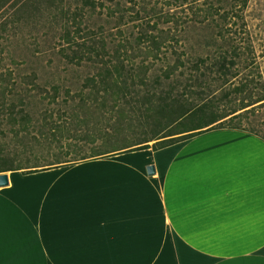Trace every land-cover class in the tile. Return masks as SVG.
I'll use <instances>...</instances> for the list:
<instances>
[{
	"label": "trees",
	"instance_id": "obj_1",
	"mask_svg": "<svg viewBox=\"0 0 264 264\" xmlns=\"http://www.w3.org/2000/svg\"><path fill=\"white\" fill-rule=\"evenodd\" d=\"M15 1L0 0V11ZM150 1L169 2L176 8L169 17L162 10L157 14V33L152 42L160 52L166 45L167 21L175 24L171 34L175 44L180 41L179 30L185 32L201 25L211 33L205 35L198 48L192 44L185 52L175 48L174 63L162 68L155 79L157 86L148 89L146 102L139 105L135 100L139 97L135 64H125L120 54L124 43L110 40L107 28L112 22L119 26L140 17L142 10H147L144 4ZM249 2L24 0L0 22V44L15 37L25 51L24 59L18 62L9 51L14 65L4 64L5 56L0 58V173L37 171L24 170L20 163L23 153L28 158L40 153L48 162L42 165L50 168L127 150L159 149L213 128H244L264 137L253 126L244 124L249 114L264 107V73L246 15ZM127 3L139 4L140 8ZM25 27L31 28L29 36L19 38L18 32ZM40 29L43 34H39ZM111 45L116 49L110 59ZM46 51L55 56L51 62L58 60L56 67L61 72L98 65V71L87 76L81 86L86 96L82 98L87 103V98L94 97L105 107L112 99L109 107L117 109L119 118L113 120L103 113L83 117L69 99L64 100V107L57 108L58 95L65 86L60 72L50 68L52 77L44 80L39 68L30 66L32 57L38 60ZM144 76L147 78L145 72ZM66 91L70 93L68 88ZM127 94L137 103L131 109L122 106V96ZM38 103L44 105L40 110L34 109ZM137 110L151 128L152 134L143 140H131L129 136H138L133 121Z\"/></svg>",
	"mask_w": 264,
	"mask_h": 264
},
{
	"label": "crops",
	"instance_id": "obj_2",
	"mask_svg": "<svg viewBox=\"0 0 264 264\" xmlns=\"http://www.w3.org/2000/svg\"><path fill=\"white\" fill-rule=\"evenodd\" d=\"M8 173L0 264H264V137L250 130Z\"/></svg>",
	"mask_w": 264,
	"mask_h": 264
},
{
	"label": "rangeland",
	"instance_id": "obj_3",
	"mask_svg": "<svg viewBox=\"0 0 264 264\" xmlns=\"http://www.w3.org/2000/svg\"><path fill=\"white\" fill-rule=\"evenodd\" d=\"M23 1L24 0H16L12 4V6H9L5 10H1L0 22L3 21L9 14H11ZM135 5L137 8H140L139 4L127 3V6L130 7H134ZM144 5H146L147 10H142L140 17L126 20V23H122L119 26H117L115 22H112L107 28V33L109 34L110 40L117 43H124L123 45H120V54L122 55V58H124L125 64H128V67L132 66V64L130 63L135 64L136 81L138 83L136 86L139 90V97H136L135 100L139 101V105L140 103L144 104L146 102L145 96L148 93V89L152 90L157 86L155 79L162 73V68L166 67L169 63H174L176 55L174 54L173 50L176 48L180 52L188 51L187 48L188 46H190V44L198 48L199 42L203 41L205 35L211 33L207 29H204L201 25H198L192 28V30H187L185 32L179 30L178 35L180 41L178 44H175V41L171 37V34L175 32V24L173 23V21H167V23H165L164 25L169 30L166 35V45L163 47V52H160L152 42L153 36L157 33V29L155 27V24L158 21L157 14H159V10H162V12H166L168 15L167 17H169V14L176 11V8L174 4L169 2L164 3L150 1L146 2ZM179 13L182 14L181 12ZM246 15L251 20L252 25H250L249 20L248 22L252 31V35L253 29H257V32H259L260 34L264 33V0H250ZM30 31L31 28L25 27L23 31L18 32V37L20 38L25 34L29 36ZM39 34H43L42 29H40ZM231 36L232 35H230V37ZM187 38H189V41ZM218 42L223 43V40L221 38H218ZM111 46L112 47L110 49V55H108L110 59L113 58L112 56L115 53L116 49V45ZM40 48L41 46H39L35 51L38 52ZM10 50L13 52V54L11 55L16 60V62L24 59L25 51L23 50L22 42L20 40L17 42L16 38L12 37L8 42L6 40H3L0 44V58L5 56L3 61L4 64H16L12 61V57H9ZM204 52H206V50H204ZM42 55L43 56L38 60L35 57H32L30 66H32L33 68H39V72L44 80H50V78L52 77L51 73H49L51 68L53 69L52 71L60 72L61 78L65 81V86L61 87L60 93L58 95L59 105L57 106V108L64 107V100L69 99V103H72V107L75 106V109L79 111L83 117L85 114H89L88 117H90L92 115L94 116L96 113H103L106 114L108 118H113V120H117L119 118L117 109L111 110V107H109L111 106L110 104L112 103V99H110V103L108 104V106L105 107L103 103L101 104L99 101L93 99L94 97L87 98V103H85L82 98L86 96H83V94L81 93V86L85 82L87 76L93 75L98 71V65L87 64L79 66V68H77V70L75 71L70 69L67 73H65L57 69L56 65L59 63L58 60L51 62L52 60H54L55 56H53L48 51H46V53ZM184 56H187V54L184 53ZM25 66V64L22 65V67ZM64 68L65 65L61 64L60 69L64 70ZM144 72L147 78H145ZM145 79L147 80V83L144 84L142 81ZM66 88L70 90V93L66 91ZM48 89H50V92H52L51 86H48ZM45 93L47 94V92ZM131 98L132 97L129 94H127L125 97L122 96V106L126 109H131L132 105L137 104ZM43 107L44 105L42 103H38L34 107V109L36 108V110H40ZM140 111L141 110H137L136 113L133 114L134 116H137L134 117L133 121L134 126H136L134 127L136 128V130H134V134H138V136L129 135L131 137V140H133L132 138L143 140L144 138L152 134L149 131L151 128L149 127L148 122L145 123V120L141 117L142 113ZM127 119L130 118L128 117ZM244 124L245 126H253L264 134V107L259 108V110L255 114H249V119H247ZM154 142L155 141H152L150 142V144H153ZM128 154L140 157L152 156L151 151H139L136 153L130 152ZM34 156L30 155V157L28 158V154L23 153L21 155L20 163L25 166L24 170L28 171L38 169L40 171L44 169L43 167L48 168V166L42 165L48 162L42 158V155L40 153H38L36 157ZM14 178L18 180L20 179L18 174L14 175Z\"/></svg>",
	"mask_w": 264,
	"mask_h": 264
},
{
	"label": "water",
	"instance_id": "obj_4",
	"mask_svg": "<svg viewBox=\"0 0 264 264\" xmlns=\"http://www.w3.org/2000/svg\"><path fill=\"white\" fill-rule=\"evenodd\" d=\"M149 172H154V166H149L148 168ZM10 183V179H9V173L8 171L5 172H1L0 173V187L2 186H6Z\"/></svg>",
	"mask_w": 264,
	"mask_h": 264
}]
</instances>
